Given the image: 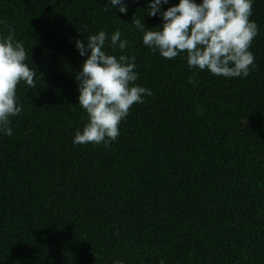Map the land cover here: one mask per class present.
<instances>
[{
    "label": "trees",
    "instance_id": "16d2710c",
    "mask_svg": "<svg viewBox=\"0 0 264 264\" xmlns=\"http://www.w3.org/2000/svg\"><path fill=\"white\" fill-rule=\"evenodd\" d=\"M105 3L0 0V37L22 42L36 73L17 85L13 135L0 134V264H264V0L255 67L229 79L144 46L134 16L162 23L148 0H124L126 14ZM117 29L153 95L109 147L74 145L87 113L73 38Z\"/></svg>",
    "mask_w": 264,
    "mask_h": 264
},
{
    "label": "clouds",
    "instance_id": "9594fccd",
    "mask_svg": "<svg viewBox=\"0 0 264 264\" xmlns=\"http://www.w3.org/2000/svg\"><path fill=\"white\" fill-rule=\"evenodd\" d=\"M169 4L170 0H148L147 15L162 21L157 27H146L136 15L132 20L143 34V45L153 54L172 60L186 53L189 68L207 70L225 79L250 74L255 67L250 48L258 35V25L250 19L254 0H179L164 10L162 6ZM112 9L121 14L128 11L124 0H106L103 10ZM121 36L117 29L110 39L104 30L85 35L84 39L73 38L79 55L86 57L75 79L78 105L87 113V122L74 134V145L109 147L120 135V124L130 114V108L153 95L150 89L136 83V58L126 54L128 41ZM116 48L121 54H110L109 49ZM26 59L22 42L12 35L0 37V134L6 136L13 135L11 118L22 113L17 85L23 81L32 86L36 75ZM114 264L122 262L117 259ZM160 264L165 261L161 259Z\"/></svg>",
    "mask_w": 264,
    "mask_h": 264
}]
</instances>
